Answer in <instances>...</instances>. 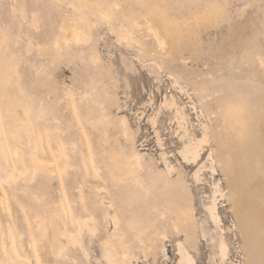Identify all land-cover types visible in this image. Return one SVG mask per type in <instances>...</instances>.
Wrapping results in <instances>:
<instances>
[{
  "label": "rangeland",
  "instance_id": "rangeland-1",
  "mask_svg": "<svg viewBox=\"0 0 264 264\" xmlns=\"http://www.w3.org/2000/svg\"><path fill=\"white\" fill-rule=\"evenodd\" d=\"M75 26L89 43L74 42ZM122 34L132 40L116 43ZM262 61L264 0H0V263L22 264L11 229L28 264H96L98 246L81 251L91 229L79 234L77 221L96 227L98 218L106 239L121 236L130 264H264ZM164 103L174 121L176 109L187 115L181 134L195 136L201 121L212 130L198 180L194 165L167 150L165 159L155 144L149 119ZM129 119L139 161L124 136ZM173 128L165 143L174 147ZM237 194L238 234L228 209ZM185 211L199 238L194 252L171 229ZM59 223L79 244L67 240L65 255L54 257L46 243ZM144 237H154V252L141 251Z\"/></svg>",
  "mask_w": 264,
  "mask_h": 264
},
{
  "label": "snow or ice",
  "instance_id": "snow-or-ice-1",
  "mask_svg": "<svg viewBox=\"0 0 264 264\" xmlns=\"http://www.w3.org/2000/svg\"><path fill=\"white\" fill-rule=\"evenodd\" d=\"M69 7H72V5H69ZM245 7H248L247 5ZM108 19V17H106ZM83 36V38H82ZM91 40V37L88 36L87 34H77L74 38V42L77 44L80 43H89ZM157 40L159 41V36L157 35ZM73 41H65V43H72ZM116 43L120 44H127L129 43L128 38L126 36H119L116 40ZM161 47H165L163 43H161ZM262 64H264V61H262ZM125 65L127 66V62L125 60ZM19 68V65H16V69ZM12 69H10L11 71ZM131 70V69H130ZM195 107V105H193ZM169 105L167 103L161 104L160 105V111L157 112L155 108L153 107V111L151 113V118L149 119V124L151 126V130L156 133L155 137V144L160 148L161 153L165 155L166 159V154L165 150L171 151L173 155L177 156V159L182 163V164H189V165H194L196 167V172L195 176L198 180L200 176V171L203 170L204 167H206L208 161H204L203 163H200V161L203 160V157L201 156V152L205 151L204 145L206 144H211L212 143V130L209 126L203 125V122L201 121L200 125H197V127H200V131L196 132L195 136H188L181 134L180 129H182L185 126V123L188 119L187 115H182V113L179 111V109H176L175 111V116L176 120L174 121L172 118L171 112L165 111V109H168ZM144 110L147 111V105L144 106ZM203 110L201 109L197 119L199 120L200 117L203 116ZM43 115V112H41V116ZM24 116L31 118V113L28 110H25ZM137 117L140 119H143V117H140L139 113H137ZM17 119L20 121V123L27 124L29 120H23L20 117H17ZM39 117L36 120V124L38 125L39 123ZM211 119V117H209ZM130 119L126 121H122V125L124 127V136L125 139H131V143L133 145V159L139 161L141 159L140 156L135 155V137H136V129L135 126L133 125L130 127ZM172 123L174 124V128L172 129L174 135L171 138V144L173 146H169V144L165 143V141H168V124ZM4 130L3 126V119L0 117V131ZM197 137H200L197 139ZM163 138V139H162ZM189 139H191V144L189 143ZM193 145H195V150H193ZM177 150L178 153H177ZM208 160L211 161L213 160V153L212 152H207ZM146 159V158H145ZM192 172V169H189V173ZM35 175V174H33ZM2 183V182H0ZM24 208L25 212V219L28 220L29 222L31 221V217L28 215L29 211V206L28 205H22ZM32 211L38 216L40 210L39 209H32ZM9 215H11V209H9ZM215 213L213 212V223H215ZM87 221L80 223L78 221V226L83 230L84 224H86ZM92 223L96 225V227L91 231L90 233V238L86 239L84 241V245L81 248V251L85 257L88 256L89 251L92 249H95L98 246L99 251L97 252V255L101 257V259L96 261V264H104V260L108 258L109 256V251L111 249V239H106L104 232V225L103 222L100 221L98 218L93 219ZM110 231V229L108 230ZM217 233H219V229L216 230ZM166 239V237H165ZM197 239H191L188 242L185 243L184 247L188 249L189 252H194ZM207 240V237L204 238ZM215 243V241H213ZM85 249H88L87 251ZM183 249H182V253ZM220 254L221 256L224 255V245L221 242L220 243ZM159 264V262H157ZM188 264H201L200 261L193 260L191 257L188 258ZM219 264V262H217Z\"/></svg>",
  "mask_w": 264,
  "mask_h": 264
},
{
  "label": "bare ground",
  "instance_id": "bare-ground-1",
  "mask_svg": "<svg viewBox=\"0 0 264 264\" xmlns=\"http://www.w3.org/2000/svg\"><path fill=\"white\" fill-rule=\"evenodd\" d=\"M78 3V2H77ZM99 9V8H96ZM101 10V9H100ZM99 11V10H98ZM101 13V11L99 12ZM79 22V21H78ZM82 22H80L81 24ZM71 24V23H70ZM74 25V24H73ZM82 25V24H81ZM78 26V24H77ZM72 27V26H71ZM70 28V27H69ZM78 30H77V29ZM80 28V26H79ZM78 27H73L72 31L77 35V34H81V29L83 31V28L79 29ZM154 30V29H153ZM64 31V30H63ZM70 33V32H69ZM71 35V34H69ZM123 35V34H122ZM127 35V34H126ZM124 36V35H123ZM127 37V36H126ZM129 37V36H128ZM127 37V38H128ZM162 38V37H160ZM132 40V39H130ZM129 40V41H130ZM164 42V41H163ZM164 44V43H163ZM166 44V42H165ZM24 125V124H23ZM2 135V131H0V136ZM237 142V138L235 139V143ZM0 147L1 149L4 151V148L6 149V142L2 141V143L0 142ZM15 148V147H14ZM113 152V151H112ZM5 153V152H4ZM62 156V155H61ZM5 158V157H4ZM7 158V157H6ZM31 160L33 161V163L37 164V161L35 159V156L32 155ZM117 162V161H116ZM111 163V162H110ZM109 164V162H108ZM136 162L134 161L129 167V171H127L126 174H128V172H130L131 170H133L136 167ZM110 167V166H109ZM125 168V167H124ZM123 168V169H124ZM122 169V170H123ZM125 170L122 172V176L125 175ZM113 173V172H111ZM9 176V175H8ZM113 176V175H112ZM116 177V176H113ZM10 179V178H9ZM121 179V178H120ZM226 182V188L229 189V186H235L237 187L236 182L235 183H229L227 179H225ZM6 183V181H5ZM237 189V188H236ZM218 193V192H216ZM215 195V194H214ZM229 199H232L231 203H228V209H229V213L231 214L232 218L234 219V225H235V229L237 234L241 233L243 231V219L242 217L239 215L241 212L242 207L244 206V203H242V196L240 194H237V196L233 199L232 197H229ZM186 209V208H185ZM184 210V209H183ZM184 212V211H182ZM213 212L215 213V220H217V222H221L220 221V217L216 214V208L214 203L212 204V206L210 207V213L212 215L213 218ZM114 219V218H113ZM48 220V219H47ZM91 221V220H90ZM89 221V225L88 222L86 224H84L83 227L87 226L88 229H91L89 232H91L95 227L93 225H91V222ZM50 222V221H48ZM78 222V221H77ZM171 222V221H170ZM81 223V222H80ZM83 223V222H82ZM172 223V232L173 235L179 236V235H183L184 239L183 242L186 243L191 239H197L198 235H197V230H196V226L194 225V223L191 220L189 211L186 213H184V216H181L178 218L177 222H171ZM46 224L48 225V223L46 222ZM60 225V223H59ZM61 227H57L56 232L52 235L51 237V242L53 243L52 245H50L49 243H46V247H48V251L51 252L53 254L54 257H61L65 255V251H66V244H67V240L72 243L71 245H73V243L75 242L76 244L78 243V240L76 238H74L73 235H67L64 232V227H62V225H60ZM228 230H230V228H227ZM81 228L78 226V232L79 234L81 233ZM231 231V230H230ZM149 235V234H148ZM82 237V236H81ZM161 238H165V234L162 233L161 234ZM109 239V238H107ZM111 239V249L109 251V256L108 258H106L105 264H130L131 260H132V256L127 253V251L124 248V245L121 242V236L118 235L116 238H110ZM145 239V237H144ZM140 241V249L141 251H150V252H154L156 250V240L154 239V237H148L145 240ZM8 240L11 242V247L14 250V254L17 256V258L22 262V264H28V261L26 259H23L15 250L14 247V239H13V232L11 229L8 230ZM198 241V240H197ZM223 243L224 245V255L221 256L220 254V243ZM42 243V241H41ZM10 248V247H9ZM245 245L240 246L242 255H245L244 249ZM197 249V247H195V250ZM10 250V249H9ZM217 251H218V256L221 259V261H223L226 256H227V252L228 249L226 247V245L224 244L223 241H219L218 242V246H217ZM6 254V253H5ZM4 254V257H5ZM14 255V256H15ZM11 259V258H10ZM17 259V261H18ZM14 260V259H13ZM185 261H187L188 264V258L185 259ZM1 264V263H0Z\"/></svg>",
  "mask_w": 264,
  "mask_h": 264
}]
</instances>
